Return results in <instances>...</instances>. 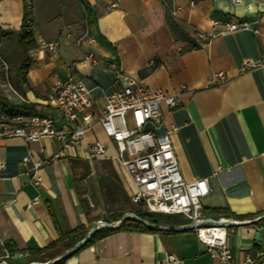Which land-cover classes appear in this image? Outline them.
Returning a JSON list of instances; mask_svg holds the SVG:
<instances>
[{"label": "crops", "instance_id": "1", "mask_svg": "<svg viewBox=\"0 0 264 264\" xmlns=\"http://www.w3.org/2000/svg\"><path fill=\"white\" fill-rule=\"evenodd\" d=\"M24 2L0 0L3 99L25 108L24 112L58 115L50 95L57 80L71 75L90 89L92 109L98 114L105 95L120 86L117 72L135 75L167 93L181 92L175 107L162 104L161 108L165 126H175L170 136L182 176L208 177L211 192L201 200L204 212L237 221L264 212L263 38L249 29L224 32L204 42L193 37L196 29L219 30L224 22L255 19L253 25L264 33V0H86L90 15L78 0H44L40 18L30 2L35 44L28 49L23 75L17 32ZM172 2L180 7L176 16L168 7ZM85 28L95 43L77 46L75 38ZM38 38L59 40L58 50L38 47ZM88 52L97 56L96 64L80 63ZM219 71L224 80L211 83L210 75ZM93 140L107 143L104 154L87 152ZM62 148L60 141L47 137L31 142L0 138V261H50L65 252L64 243L79 232L112 214L134 210V184L98 121L79 144L56 157ZM27 154L29 166L42 162L35 171L41 177L38 185L21 163ZM215 208L229 213L211 212ZM70 230L74 232L56 248L38 252ZM226 240L235 258L249 254L264 264V254L258 255L264 251V225L227 226ZM61 264L221 263L207 253L192 229H118L80 247Z\"/></svg>", "mask_w": 264, "mask_h": 264}, {"label": "built area", "instance_id": "2", "mask_svg": "<svg viewBox=\"0 0 264 264\" xmlns=\"http://www.w3.org/2000/svg\"><path fill=\"white\" fill-rule=\"evenodd\" d=\"M166 3V0H162ZM242 0H232L239 3ZM170 13L176 16L179 6L172 2ZM249 20L239 22H224L222 29L204 31L196 29L193 37L196 40L207 41L213 36L237 29H249L263 38L264 33ZM214 24L218 21L214 20ZM69 33L66 34L68 36ZM84 42L94 44L95 38L88 28L75 38L77 46ZM38 47L57 51L59 40L37 39ZM99 61L93 52H88L81 60L82 64H96ZM120 86L105 95L104 108L96 114L93 107V97L82 81L74 80L70 75L63 80H57L50 99L58 115L41 114L37 112H8L0 108V138L19 137L26 142L39 141L47 137L60 141L62 150L55 156L64 154L65 148L79 144L83 136L92 129L98 121L104 134L115 144L117 160L125 168L134 184L131 202L134 210L163 214H180L188 222L198 240L205 245L207 253L221 264H260L257 257L245 254L242 259L234 257L231 246L227 243V226L209 224L210 219L228 221L225 218L208 216L202 206V198L211 192L207 176L186 180L181 172L170 133L175 129L165 126V114L161 105L175 107L180 100V93H167L160 88L146 85L135 75L117 72ZM224 80V73L219 71L209 77L211 83ZM182 88L184 86H181ZM107 143L93 140L86 146L87 152L104 154ZM27 154L21 159L25 172L31 174L33 184L38 185L41 177L36 169L41 161H33ZM0 167L3 162L0 161ZM35 200L30 202V206ZM99 225H103L99 223ZM264 254L260 251L258 255ZM8 256V253L4 255ZM174 261L173 255L168 256ZM0 264H7L1 260ZM33 264V263H31Z\"/></svg>", "mask_w": 264, "mask_h": 264}, {"label": "trees", "instance_id": "3", "mask_svg": "<svg viewBox=\"0 0 264 264\" xmlns=\"http://www.w3.org/2000/svg\"><path fill=\"white\" fill-rule=\"evenodd\" d=\"M81 2V4L84 6V8L87 11V14L90 15V8L88 3L86 2V0H78ZM31 23H32V13H31V4L30 2L26 1L23 4V15H22V19H21V26L17 32V43H18V47H19V55H18V67L19 69H23V75L25 74V70L26 67L28 65V49L30 47H32L35 44V38L33 36V32H32V27H31ZM0 108H2L5 111L14 113V112H24L26 109L23 107H18V106H14L9 104L5 99H3L0 96ZM211 212L214 213H219V214H228V210L225 208H215L212 209ZM137 215H139L140 217H142L143 219L147 220L148 222H151L155 225H160L163 223H183L184 221H181L179 218L174 217L177 214H163V213H155V212H143V211H136L135 212ZM123 214H112L110 216L109 219H107V221L111 220H119L120 217ZM246 215V214H245ZM244 215V216H245ZM247 216H249L247 214ZM241 218H243V216H239ZM251 217V216H249ZM257 224L259 225H264V217L260 218L256 221ZM118 229H138V230H148V231H153L154 229L151 228L150 226L143 224L133 218H125L121 224L113 229V228H108V227H102V228H98L96 229L91 236L89 237V239L83 243V245L81 247H84L86 245H88L89 243H91L93 240L105 236L106 234H108L109 232H111L112 230H118ZM74 230H70L68 232H65L63 234H61L60 239L57 241L52 242L51 244H49L48 246H46L45 248L39 249L38 252H42V251H48L51 248H56L59 244V242L64 238V236H69L71 233H73ZM88 232V230H83L81 232H79L76 236H74L73 238H71L70 240H68L67 242L64 243L62 250H67L69 249L71 246L74 245V243L76 241H78L80 238H82L86 233ZM66 259V257L52 263V264H61L63 263V261Z\"/></svg>", "mask_w": 264, "mask_h": 264}, {"label": "water", "instance_id": "4", "mask_svg": "<svg viewBox=\"0 0 264 264\" xmlns=\"http://www.w3.org/2000/svg\"><path fill=\"white\" fill-rule=\"evenodd\" d=\"M264 217V212L258 216L257 218H252L249 220H241V221H237V220H228L226 222L221 221L219 219H210L209 220V224H217V225H225V226H234V225H238V224H253L255 223L258 219L263 218ZM125 218H133L143 224H146L148 226H150L151 228L157 229V230H169V231H178V230H184V229H191L190 225H155L151 222H148L147 220L143 219L142 217H140L139 215H137L134 212H127L125 214H123L120 217V221L117 222H109V221H101L99 223H103L102 226H106L108 228H117L121 222L125 219ZM99 223L94 224L89 230L88 232L80 239L78 240L73 246H71L69 249H67L65 252H63L61 255L55 257L54 259L50 260V261H46V262H35L33 264H52L64 257H67L71 254H73L76 250H78L84 242H86L89 237L91 236V234L98 229L99 227ZM254 239L255 240H259L260 239V233L258 231L255 232L254 234Z\"/></svg>", "mask_w": 264, "mask_h": 264}, {"label": "rangeland", "instance_id": "5", "mask_svg": "<svg viewBox=\"0 0 264 264\" xmlns=\"http://www.w3.org/2000/svg\"><path fill=\"white\" fill-rule=\"evenodd\" d=\"M32 4V7L34 6V14H36V16H38V18L42 17V13H43V9H44V0H29ZM174 217H177L179 218L181 221H184V222H188V220L180 215V214H177L175 215Z\"/></svg>", "mask_w": 264, "mask_h": 264}]
</instances>
